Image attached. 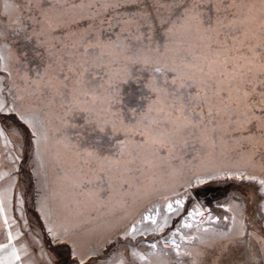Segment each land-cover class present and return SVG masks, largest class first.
<instances>
[{"label":"snow or ice","instance_id":"snow-or-ice-1","mask_svg":"<svg viewBox=\"0 0 264 264\" xmlns=\"http://www.w3.org/2000/svg\"><path fill=\"white\" fill-rule=\"evenodd\" d=\"M106 23L121 32L106 38ZM54 144L90 165L78 203L116 217L102 240L86 239L44 194ZM0 145V264H264V0L6 2ZM197 147V164L177 166ZM157 172L181 179L158 182ZM224 180L246 191L214 205L197 198Z\"/></svg>","mask_w":264,"mask_h":264},{"label":"rangeland","instance_id":"rangeland-1","mask_svg":"<svg viewBox=\"0 0 264 264\" xmlns=\"http://www.w3.org/2000/svg\"><path fill=\"white\" fill-rule=\"evenodd\" d=\"M6 2H10V0H0V11H3V6ZM70 3H78L79 0H68ZM148 4H163L167 6L172 5H183L187 7L193 2H203L207 4L208 0H146ZM214 2V0H212ZM120 11L128 12V11H136L135 8L125 7L120 9ZM153 13H156V9H152ZM165 14L170 12H175L176 15H179L180 12L183 11V8H180L179 11H176L174 8L166 7L162 9ZM108 16L112 15V13H108ZM107 21V17H105ZM175 19V16H173ZM112 24H115V21H111ZM83 26V25H82ZM105 34V37L115 38L116 34L121 32V27L116 25L115 27L109 28L106 26L102 29ZM139 93L135 90V86H129L124 89V95L122 99L125 104L134 105L138 102ZM2 145H0V151H2ZM208 152V148H205V153ZM217 162L219 161L220 153H219V140L217 141V151L215 153ZM199 159L203 158L202 154H199L198 147L196 150H186V154L177 161V166L180 163L187 161V167H191L199 162L198 160H193V157H198ZM48 175H47V186L44 188V194L48 195L51 201V205L53 210L62 214H67L75 221H77L80 225V231L84 235L86 239L91 241L102 240L104 236L108 233V231L112 228L113 224L116 221V217L108 214V213H97L95 211L90 214L84 212L82 210V206L78 203V200H81L82 197L79 195L80 188L78 186V179L80 178V173L86 172L90 165L84 163V160L81 157L76 156L72 151L65 149L62 145L54 144L51 150V154L48 157ZM206 162V161H205ZM29 161L25 162V167L22 168L23 178L27 179L30 170L27 166ZM158 182H163L165 184L171 182H178L181 179V176H164L160 172H157ZM186 178V177H185ZM209 190V191H207ZM242 191H246L243 185L240 184L239 181L232 180H224L219 183L209 184L207 186H200L197 188V192L199 193L198 199L208 202L211 201L214 205L216 201H223L226 197H230L233 195L239 196ZM40 189L35 185L33 181V185L30 188L29 194V205L33 203V200L39 194ZM204 192V194H203ZM202 193V195H200ZM206 194V195H205ZM251 199V197L249 198ZM211 206V205H206ZM254 205H250L251 208ZM214 212L217 215L221 214V211L214 208ZM223 214H227V210H224ZM29 215L35 219V212L30 208ZM206 219V217H205ZM255 220L257 221V227H259L260 214L257 212ZM216 230L226 231L225 224L226 222L223 220L219 221H211ZM23 230V229H22ZM0 242H3V232L0 231ZM199 243V242H197ZM19 247V245H17ZM62 258L70 259L67 256V249L62 248L59 250ZM219 254V250L216 249L213 251L209 249L208 259H216ZM225 259L228 257H224ZM187 261H193L196 257H186ZM203 259V258H202ZM100 264H104V260H100Z\"/></svg>","mask_w":264,"mask_h":264},{"label":"trees","instance_id":"trees-1","mask_svg":"<svg viewBox=\"0 0 264 264\" xmlns=\"http://www.w3.org/2000/svg\"><path fill=\"white\" fill-rule=\"evenodd\" d=\"M207 191H209V190H207ZM203 194H204V192H203ZM200 195H202V193H200ZM206 195V194H205Z\"/></svg>","mask_w":264,"mask_h":264}]
</instances>
